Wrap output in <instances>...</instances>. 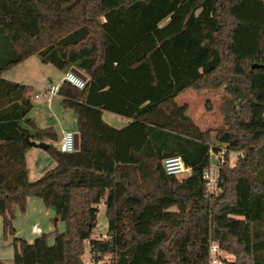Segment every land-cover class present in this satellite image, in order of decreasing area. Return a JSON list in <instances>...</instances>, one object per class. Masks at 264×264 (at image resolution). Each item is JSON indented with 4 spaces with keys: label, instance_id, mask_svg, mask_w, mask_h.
<instances>
[{
    "label": "trees",
    "instance_id": "16d2710c",
    "mask_svg": "<svg viewBox=\"0 0 264 264\" xmlns=\"http://www.w3.org/2000/svg\"><path fill=\"white\" fill-rule=\"evenodd\" d=\"M34 53L87 75L82 87L63 78L56 88L76 114L73 151L27 115L33 87L2 76ZM220 86L214 137L226 150L219 192L208 195L202 170L221 146L177 96ZM103 109L130 121L112 126ZM32 140L48 141L56 161L35 179L26 164ZM228 150L241 151L233 165ZM176 154L188 174L165 171L162 159ZM30 195L64 228L32 241L13 236L14 264H86L87 240L110 264H208L213 241L234 255L223 264H264V0H0L4 236ZM102 200L107 229L95 237Z\"/></svg>",
    "mask_w": 264,
    "mask_h": 264
},
{
    "label": "crops",
    "instance_id": "0c3cea01",
    "mask_svg": "<svg viewBox=\"0 0 264 264\" xmlns=\"http://www.w3.org/2000/svg\"><path fill=\"white\" fill-rule=\"evenodd\" d=\"M33 57L34 59H30ZM72 68H76L86 75L74 63L58 68L52 63L43 62L39 55L34 53L2 72V76L5 78L27 83L33 87L32 97H34V103L32 101V108L27 115L35 119L36 123L41 127L52 125L56 129L58 139L54 141V144L57 146L63 130L77 131L76 114L72 108L62 106V96L57 92L50 97L41 92L46 89L57 88L63 79L65 71ZM35 93L40 94L36 97ZM102 118L112 126L119 128L130 121L129 117L107 109L102 110ZM45 142L48 143V141ZM55 163L56 161L46 151V148L31 146L26 152L27 172L30 179L39 177L47 169L53 167ZM102 201L105 213V203L104 200ZM14 215V234L7 236L3 234V218L0 215V261L3 264H14L13 236H20L32 241L42 231H52L56 226H58L59 230L64 228V222L59 217H56L53 208L44 206L41 198L35 195L27 197L24 212L18 206H15ZM93 236H96V234ZM52 241L53 236H50L49 242L51 243Z\"/></svg>",
    "mask_w": 264,
    "mask_h": 264
},
{
    "label": "built area",
    "instance_id": "2783aa9c",
    "mask_svg": "<svg viewBox=\"0 0 264 264\" xmlns=\"http://www.w3.org/2000/svg\"><path fill=\"white\" fill-rule=\"evenodd\" d=\"M64 79H67L70 83L77 87L84 85V79L71 69H67L63 75ZM56 92V88H50L43 90L41 93L50 97ZM40 93H35L37 97ZM58 148L65 151H73L76 149L75 132L73 130H63L62 136L59 140ZM226 148H222L219 152H214L210 149V160L209 163L203 167L202 177L205 180L206 193L211 195L216 193L218 190L219 180V168L224 161V152ZM162 165L165 171L169 174H175L179 176L186 175L190 172V166H188L184 159L180 155H169L162 159ZM186 172V174H183ZM95 237H99L96 235ZM88 257L85 260L86 264H110L111 254L103 253L99 254L92 248L87 240ZM219 245L217 242H211L209 245V262L215 264L219 261L218 252Z\"/></svg>",
    "mask_w": 264,
    "mask_h": 264
},
{
    "label": "rangeland",
    "instance_id": "374dc122",
    "mask_svg": "<svg viewBox=\"0 0 264 264\" xmlns=\"http://www.w3.org/2000/svg\"><path fill=\"white\" fill-rule=\"evenodd\" d=\"M30 59H34L30 58ZM224 94L223 86H220L218 89H203L199 92L187 89L182 94L177 96V101L187 102L188 108L187 113L192 116L193 119L202 127L210 129L211 134V142L215 144H219L222 148H226L225 144L218 143L215 140V128L223 124L222 114L220 112V102L221 97ZM32 101L34 103V97H32ZM228 159L229 164L233 165L239 155H241V151L239 150H228ZM186 174V172H183ZM219 192V189L216 193ZM99 211L97 213V223L93 228L92 234L99 235L101 237L105 236L106 229H107V218L104 213V204L103 201H100L96 204ZM55 228H58L56 226ZM83 259L86 260L88 257V250L87 246L85 247L83 253ZM219 261L215 264H223V259L232 260L234 259V255L225 250L220 248L218 252ZM208 264H211L208 261Z\"/></svg>",
    "mask_w": 264,
    "mask_h": 264
},
{
    "label": "water",
    "instance_id": "95a60500",
    "mask_svg": "<svg viewBox=\"0 0 264 264\" xmlns=\"http://www.w3.org/2000/svg\"><path fill=\"white\" fill-rule=\"evenodd\" d=\"M257 63H253L252 66H256ZM71 70L75 71L77 74H79L83 79L86 78V75L84 73H82L81 71H79L78 69L76 68H72ZM75 142H76V149L78 148V143H79V135H78V132L76 131L75 132ZM31 145L32 146H38V147H41V148H46L48 143L45 142V141H35V140H32L31 141ZM57 217V216H56Z\"/></svg>",
    "mask_w": 264,
    "mask_h": 264
}]
</instances>
